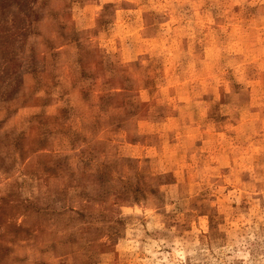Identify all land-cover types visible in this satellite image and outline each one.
<instances>
[{
  "label": "rangeland",
  "instance_id": "1",
  "mask_svg": "<svg viewBox=\"0 0 264 264\" xmlns=\"http://www.w3.org/2000/svg\"><path fill=\"white\" fill-rule=\"evenodd\" d=\"M0 264H264V0H0Z\"/></svg>",
  "mask_w": 264,
  "mask_h": 264
}]
</instances>
